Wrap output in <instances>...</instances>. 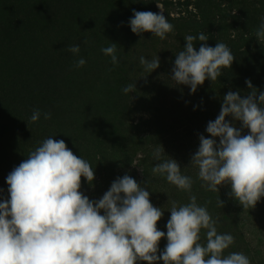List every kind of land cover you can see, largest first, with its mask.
<instances>
[{
	"label": "rangeland",
	"instance_id": "obj_1",
	"mask_svg": "<svg viewBox=\"0 0 264 264\" xmlns=\"http://www.w3.org/2000/svg\"><path fill=\"white\" fill-rule=\"evenodd\" d=\"M142 1L88 0V10L84 19H80L81 23L59 21L55 30L49 27L50 33L54 34L51 40L41 39V42L33 32L32 25L25 24L24 18L26 13H36L41 18H46L39 7L48 3L45 0H0V202L10 198L7 184L9 173L26 160L28 154L44 139L51 136L57 141L64 140L76 156L84 158L93 166L95 179L92 184L82 178L81 191L84 195L90 200H99L113 181L126 174L130 175L138 184L146 187L151 203L164 210L157 227L166 233V224L171 215L169 198L185 204L189 202L190 194L180 191L163 177L153 176L151 169L158 161L153 158L152 152L154 147L162 145L165 154L180 164L182 174L193 178L191 194L196 195L197 203L206 205L214 219L219 218L218 232L234 236L235 243L224 255L243 252L249 257L251 264H264V197L254 209L244 211L238 201L229 197V184L221 185L220 192L206 191L197 177L198 169L191 166L192 155L200 144L199 135L211 138L206 127L209 121H214L219 115L224 95L220 97L222 91H208V88L202 91V85L193 94L189 86L175 84L171 79L175 60L171 59V50L165 48V43L180 44L181 41L176 39L175 30L163 40L154 37L151 32L141 35L132 32L129 21L134 16L133 9L140 11L136 6L142 4ZM163 2L164 0H160L157 3L163 5L165 14L167 11ZM188 2L189 0H171L167 9L172 16H178L182 11L193 7ZM157 3L155 7H151L153 13L160 12ZM113 12L119 19L114 27L115 32L122 34L121 37L124 36L126 40L110 38L109 31L101 30L99 33L93 26L95 17L100 15L105 20L106 15ZM223 12L230 18L236 8ZM125 13L128 15V22L120 26L118 23ZM104 24L105 22L101 23L103 27ZM45 25H51L50 20ZM30 37L33 41L37 40L34 46L28 45ZM63 41H66L65 44L79 45V56L70 52L68 57L61 56V51L67 52L62 47ZM97 41H112L117 44L116 54L124 68L118 71L114 68V75L111 77L107 75V69L102 71L91 68L93 59L98 55L104 56L101 51L103 43L99 45ZM141 56L149 60L159 56L160 67L150 74L145 72L139 62ZM81 57L86 60V64L80 68L74 67L75 61ZM67 62L72 65L71 69L70 64L64 66ZM36 63L43 67L53 64L58 66L57 70L39 82V87L31 85L34 82L31 80V67ZM24 81L27 84L25 86ZM207 81L204 82V87H207ZM134 82L136 91L125 95L122 89ZM93 92L99 93L89 102L92 106L87 104L92 111L86 112L85 117L81 114V111L85 112V105L83 108L80 106L84 100L82 95ZM32 93L37 94L33 96L35 106L32 110L39 109L41 112L40 120L33 123L40 127L34 131L24 117L32 115L28 113L32 108ZM16 94L23 95V99L29 96L31 101L26 103L18 98L20 100L17 99L16 102L13 99ZM115 98H121L122 104H111L110 101ZM208 109L218 113L213 115ZM45 112L51 113V119L43 118ZM227 120L241 128L240 121L233 120L231 116ZM248 133V129H242V134ZM216 139L219 142V138ZM166 155L165 158H169ZM148 179L151 186L146 184ZM219 197L224 201L223 208L217 206ZM209 201L211 202L208 203ZM204 231L201 232L202 243L205 242ZM166 244V238L160 241V252ZM159 264H163V261Z\"/></svg>",
	"mask_w": 264,
	"mask_h": 264
},
{
	"label": "clouds",
	"instance_id": "obj_2",
	"mask_svg": "<svg viewBox=\"0 0 264 264\" xmlns=\"http://www.w3.org/2000/svg\"><path fill=\"white\" fill-rule=\"evenodd\" d=\"M157 7L159 13L133 9L129 21L133 33L151 32L163 40L174 31L163 14V5L157 3ZM254 36L264 46V23L255 29ZM184 39L186 44L176 53L171 79L176 85L189 86L194 94L206 80L217 81L222 69L231 68L235 56L221 41L209 46L204 32ZM197 40L204 42L198 51L194 46ZM116 45L101 49L113 65L119 64ZM67 51L79 56L81 48L69 45ZM139 62L149 74L160 67L159 56L151 60L141 56ZM85 64L81 57L74 67ZM246 84L251 91L244 98L233 91L224 95L219 115L206 127L211 138L200 134L198 150L191 158L201 187L220 192L221 185L229 184V197L244 211L254 209L264 197V92L251 80ZM134 91L135 82L122 89L125 95ZM229 116L240 121L241 128L227 120ZM40 118V110L34 109L30 122L37 123ZM43 118L51 119V113H43ZM242 129L249 133L242 134ZM165 155L162 145L154 147L152 156L158 163L151 169L153 176L163 177L190 194L185 204L169 198L171 215L166 233L157 227L164 210L151 203L146 187L126 174L113 181L102 198L90 200L81 187L82 178L89 184L94 181L93 166L76 156L64 140L44 139L7 176L10 198L0 202V264H159L161 260L163 264H251L243 252L224 255L235 243L234 236L218 232L219 218L214 219L207 206L198 204L196 195L191 194L193 178L182 174L180 164ZM146 184L151 186V181ZM217 206L224 207L220 197ZM164 238L167 244L160 252Z\"/></svg>",
	"mask_w": 264,
	"mask_h": 264
},
{
	"label": "trees",
	"instance_id": "obj_3",
	"mask_svg": "<svg viewBox=\"0 0 264 264\" xmlns=\"http://www.w3.org/2000/svg\"><path fill=\"white\" fill-rule=\"evenodd\" d=\"M92 1L98 2L99 0ZM158 1L160 0H143L142 4H139L136 7L140 11L153 12L151 7H155ZM45 2L48 4H44L42 6V3L40 6L43 8L39 7V9L40 11L43 10L46 18H41L39 15H36V13H26L24 18L25 24L32 25L33 32L40 41L41 39L51 40V37L54 34L50 33V26L52 29H54L58 25L59 21L65 23V20H68V22L71 24H79L82 22L80 19H84V14L87 13L88 10L86 6L88 0H45ZM169 3H171V0H164L163 4L167 12L163 14L169 20V22L174 25L176 39L178 38V40L181 41L180 44L167 43L166 41L165 48L167 50L168 48L171 50V59L175 60L176 53L183 50V47L186 44L184 39L185 34L198 35L201 32H204L208 35L209 39L207 44L209 46L215 47L216 44L221 41L229 46L233 52V55L235 56V60L233 61L231 68L222 69L223 74L214 83L211 80H208L206 84L207 87L202 85L200 88L202 91H205V88H208V91H222L223 94H220V97L226 95V91H234L239 92L241 98H244L246 96L244 94H248L247 91H251L246 84L247 80H251L253 86L259 91H264V46H261L254 36L255 29L258 28L261 23H264V0H189L188 4L193 5V7L190 10L186 9L185 11H182L178 16L171 15V12L167 9ZM177 3L180 2L178 1ZM231 8H236V12L230 18H227L223 10H231ZM45 11H47L48 14ZM127 17L128 15L125 13L122 16V23L120 22L118 25L122 26L126 23V21L128 22ZM45 20H50L51 25L46 26ZM94 20L96 22L93 23V26L95 27L96 32L101 30L109 31L110 38L116 37L126 40L124 36L123 38L121 37L122 34L115 32L114 27L116 26L115 24H117V20L119 19L114 12L107 14L105 20L102 19L100 15L95 17ZM104 22L105 24L103 27V24L101 25V23ZM98 25H100V27H98ZM125 32L123 33L125 34ZM132 35L135 37L134 34ZM36 41L37 40L33 41L32 37H30L28 45L34 46ZM65 43L66 41H63L61 44H63L62 47L66 50L69 45H73L71 43ZM97 43L100 45L103 43V41H97ZM112 43L114 42L105 41L102 46L107 47ZM202 43L204 42H200L198 40L196 41L194 46L196 47L197 51L199 50V47ZM37 44H39V42H37ZM60 55L63 57H68V51H61ZM120 55L122 56L123 54L121 53ZM118 60L119 64L113 66L111 57L106 55H98L91 61L90 64L92 65L91 68L95 70L105 71L107 69L106 73L109 77H111V75H114V68L116 71H118L120 68H124L121 60L119 58ZM66 64L70 63H64V66H66ZM71 67L72 65L70 64V69ZM57 69V64L47 65L46 67H43L38 63L34 64L33 67H31L30 73L32 77L31 80H34L31 85L36 84L39 87V82L43 81L44 77H47L49 73ZM25 85L27 84L24 81V86ZM40 93L41 91L38 92V94ZM97 93L99 92L82 95L83 99L85 100H83V104L80 105L82 108L84 107L83 105H85V112L81 111L83 116L87 117L86 112L92 111V109L87 104L92 101L93 96H95ZM35 95H33V93L31 95L32 108L28 113L33 112L32 109L35 106V98L33 96ZM22 97L24 96L21 94L13 95V99L16 102L20 99L24 100L26 103L31 101L29 96V98L26 97L24 99ZM86 100H88V102ZM14 101H10V103H14ZM110 103L114 106L121 105L122 99L115 98L113 101H110ZM89 104L92 106L91 103ZM113 107L111 111L113 110ZM207 111L213 113V115L218 113V111L213 112L209 109ZM24 117L26 118L27 123H29V125H31L33 128V131L34 129L38 130L40 125L34 126V124L30 122L31 116ZM131 127H134V125Z\"/></svg>",
	"mask_w": 264,
	"mask_h": 264
}]
</instances>
